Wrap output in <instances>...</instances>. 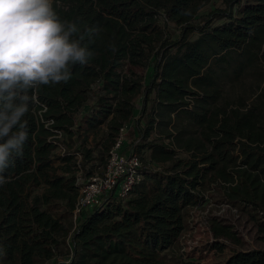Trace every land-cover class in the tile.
I'll list each match as a JSON object with an SVG mask.
<instances>
[{
  "label": "trees",
  "instance_id": "obj_1",
  "mask_svg": "<svg viewBox=\"0 0 264 264\" xmlns=\"http://www.w3.org/2000/svg\"><path fill=\"white\" fill-rule=\"evenodd\" d=\"M211 1L53 0L61 18L99 33L67 83L30 93L24 154L0 186V264H171L190 208L213 188L260 230L259 248H245L216 224L242 248L224 264H264V0H223L200 17ZM248 78L253 98L225 99ZM133 120V147L160 166L145 165L129 197L109 194L75 218L78 171L87 180L104 165Z\"/></svg>",
  "mask_w": 264,
  "mask_h": 264
},
{
  "label": "clouds",
  "instance_id": "obj_2",
  "mask_svg": "<svg viewBox=\"0 0 264 264\" xmlns=\"http://www.w3.org/2000/svg\"><path fill=\"white\" fill-rule=\"evenodd\" d=\"M98 33L61 18L53 0H0V186L24 154L30 93L67 83L73 66L94 56L88 45Z\"/></svg>",
  "mask_w": 264,
  "mask_h": 264
},
{
  "label": "rangeland",
  "instance_id": "obj_3",
  "mask_svg": "<svg viewBox=\"0 0 264 264\" xmlns=\"http://www.w3.org/2000/svg\"><path fill=\"white\" fill-rule=\"evenodd\" d=\"M223 6V0H212L201 10L200 17L211 9L213 10L214 7ZM166 29L172 37L179 35L178 28L172 24L167 25ZM196 36L197 34L193 35V37ZM251 82L252 80L248 78L244 83L228 85L225 99L237 101L240 98H253L256 88ZM147 156L144 158L145 165L160 166L156 162L150 163ZM95 163L102 165L101 160H96ZM35 192L39 193L41 189ZM212 193L209 192L210 200L207 205L190 211L188 226L181 236L180 246L172 253L174 258L171 259V264H224L242 249L230 238L216 235L214 231L216 224L231 226L232 230L243 240L245 248H259L257 238L260 230L257 223L242 208L218 203L212 197Z\"/></svg>",
  "mask_w": 264,
  "mask_h": 264
},
{
  "label": "built area",
  "instance_id": "obj_4",
  "mask_svg": "<svg viewBox=\"0 0 264 264\" xmlns=\"http://www.w3.org/2000/svg\"><path fill=\"white\" fill-rule=\"evenodd\" d=\"M36 102L40 106L36 112L38 118L45 123L46 127H49L53 124L54 120H45L43 116L48 106L39 102L37 98ZM137 117L136 115L135 118ZM134 122L133 120L131 124L120 129L117 140L107 155L106 163L97 166L94 173L87 180H84L82 177V168L78 171L76 184L79 186V195L74 210L75 218L86 208L102 205L109 194L121 199L129 197L136 184L143 180L145 176L144 168L146 166L141 155L133 147L132 139L128 135V129L134 125ZM55 131L57 137L63 136L61 131ZM59 150L64 152L65 148L61 147ZM214 189H211V192L210 190L202 192V196L205 198L204 202L192 206L190 209L194 210L202 205H207L210 200L209 192H214Z\"/></svg>",
  "mask_w": 264,
  "mask_h": 264
}]
</instances>
